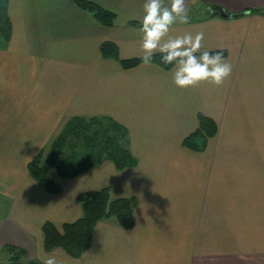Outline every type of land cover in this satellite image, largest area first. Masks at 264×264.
<instances>
[{
	"label": "crops",
	"instance_id": "1",
	"mask_svg": "<svg viewBox=\"0 0 264 264\" xmlns=\"http://www.w3.org/2000/svg\"><path fill=\"white\" fill-rule=\"evenodd\" d=\"M116 14L104 26L73 0H7L11 21L0 45V248L17 245L30 259L46 254L66 264H264V151L229 150L232 128L264 136V0H184L190 20L172 33L204 32L203 48L223 47L232 72L219 85L180 88L157 61L125 68L102 55L142 57L144 0H92ZM165 5L168 0H164ZM221 5L238 16L207 8ZM211 117L217 132L201 151L182 144ZM108 116L127 129L136 164L109 159L75 177L49 174L43 188L27 164L44 156L73 116ZM264 141V138H263ZM225 144V145H224ZM53 171V172H51ZM54 173V174H52ZM109 186L110 197H136L133 226L98 221L78 257L46 251L42 224L77 219L79 192ZM0 254V264L3 262Z\"/></svg>",
	"mask_w": 264,
	"mask_h": 264
},
{
	"label": "trees",
	"instance_id": "2",
	"mask_svg": "<svg viewBox=\"0 0 264 264\" xmlns=\"http://www.w3.org/2000/svg\"><path fill=\"white\" fill-rule=\"evenodd\" d=\"M6 1L0 0V45L8 40L11 32ZM73 1L80 8L90 12L102 25H113L115 12L92 0ZM100 50L103 56L118 59L125 68L132 67L142 60L141 57L120 58L116 44L111 41H103ZM153 60L169 68L160 60L159 54L154 56ZM216 132V122L209 116L198 114L197 128L183 138L182 144L192 150H204L207 139L213 137ZM67 144H70L72 149L80 147L84 152L81 155H63L62 150ZM103 159L111 160L118 169L136 164L128 148L127 129L108 116H73L54 136L44 156L39 154L33 158L28 162L27 168L29 174L43 188L57 192L60 186L49 174L50 169L59 176L70 178L89 170ZM77 199L82 210L77 219L62 223L61 228L50 221L42 224L43 245L46 251L61 248L70 256H80L90 246L93 227L102 219L112 217L122 227L133 226V209L136 202L134 195L111 198L109 186H103L83 190L78 193ZM0 254L6 264H42L39 260L28 258L25 249L14 244L3 245Z\"/></svg>",
	"mask_w": 264,
	"mask_h": 264
},
{
	"label": "clouds",
	"instance_id": "3",
	"mask_svg": "<svg viewBox=\"0 0 264 264\" xmlns=\"http://www.w3.org/2000/svg\"><path fill=\"white\" fill-rule=\"evenodd\" d=\"M190 16L184 0H144L143 15L139 25L142 61L150 64L159 54L164 65L169 66L171 81L180 88L196 86L201 82L219 85L232 72V63L225 49L202 47L204 32L172 33L177 22L188 23ZM42 264H66L54 254L40 257Z\"/></svg>",
	"mask_w": 264,
	"mask_h": 264
},
{
	"label": "rangeland",
	"instance_id": "4",
	"mask_svg": "<svg viewBox=\"0 0 264 264\" xmlns=\"http://www.w3.org/2000/svg\"><path fill=\"white\" fill-rule=\"evenodd\" d=\"M233 131H236L237 134L231 133L229 135V139H230L228 144L229 150L264 151V141H263L264 136L261 135L260 129H258L257 126L255 127L241 126L237 128H232L231 132ZM74 143L76 144L77 141H75ZM83 152L84 150H82V148L80 147L72 149L70 144L69 145L67 144V146H65L64 149L62 150L63 155H69L71 153H76L77 155L79 154L81 155ZM3 213L4 214L6 213L5 210L3 208H0V217L3 215ZM3 262L5 263V261Z\"/></svg>",
	"mask_w": 264,
	"mask_h": 264
},
{
	"label": "water",
	"instance_id": "5",
	"mask_svg": "<svg viewBox=\"0 0 264 264\" xmlns=\"http://www.w3.org/2000/svg\"><path fill=\"white\" fill-rule=\"evenodd\" d=\"M207 9L213 12L214 11L217 12L222 17H229V16L235 17L244 13V12L229 13L219 4H211Z\"/></svg>",
	"mask_w": 264,
	"mask_h": 264
}]
</instances>
